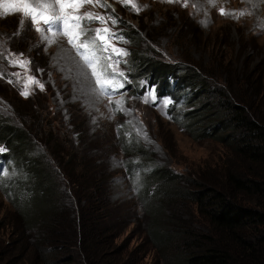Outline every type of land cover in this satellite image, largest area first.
I'll return each instance as SVG.
<instances>
[{
  "label": "rangeland",
  "instance_id": "374dc122",
  "mask_svg": "<svg viewBox=\"0 0 264 264\" xmlns=\"http://www.w3.org/2000/svg\"><path fill=\"white\" fill-rule=\"evenodd\" d=\"M97 1L98 4L82 3L61 11L55 0H42L50 5L47 15L105 17L107 24L93 22L89 25L84 21L82 27L107 26L118 32L124 41L123 29H138V42H111L126 50L127 56L128 50L133 49L166 63H180L183 55L189 57L192 60L187 62L189 68H196L204 77L200 102L205 103L209 114L214 107L211 101L218 100L216 92L221 96L222 91L217 88L225 89L226 77L242 82L246 77L242 84L245 90L241 91L244 97L251 95L254 111L263 113L264 0ZM102 1L108 5V11L116 14L109 15ZM181 1L183 5L175 4ZM221 10L225 14H221ZM114 16L125 24L119 20L113 26ZM21 21H24L22 26ZM13 25L16 29L11 32ZM37 27L45 28L42 23L32 25L23 12L0 7V54L3 56L0 90L6 93H0L1 114L14 126L25 127L30 133L34 148L29 152L32 156H37L36 151L41 155L47 166L39 167V173L46 172L52 182L55 181L62 224L69 223L73 243H79L76 231L79 233L87 200L92 199L100 210L101 204L108 207L102 212H113L109 222L120 229L117 243L128 248L137 264H166L161 263L154 248H146L148 216L153 209H160L158 213L167 215L162 219L168 227L180 222L189 233L207 231L199 201L183 192L219 189L216 181L212 183V176L221 174L217 166L222 156L220 141L207 133L197 136L172 120L167 112L168 104L163 103L173 101L172 98L157 94L159 85L151 83L149 78H133L127 56L119 65L115 64V59L112 62L118 71L126 73L127 84L120 90L123 94H101L91 70L84 64L82 53L69 44V37L39 32ZM10 60H15L16 66L9 63ZM21 61L29 63L20 67ZM131 70L138 69L131 66ZM142 82H149L155 99L149 96L150 91L142 90ZM183 88L191 94V88ZM190 104H182L177 109L187 111ZM206 127L205 123L200 126L203 130ZM0 147L5 148V145L0 142ZM130 161L142 163V173L135 174L138 184L143 177L150 194L159 188L154 199L142 197L139 187L137 194L133 192L134 183L126 177ZM163 170L162 181L159 177L151 184L153 174ZM6 171L7 177H23L26 183L27 173L21 164L16 163L12 172ZM169 174L178 178L168 179ZM89 180L99 181L96 190L92 186L84 188L92 185ZM169 181L175 192L166 196L164 186ZM15 192L25 194L18 187ZM16 201L18 197H12L0 187V264H28L25 260L28 249L24 245L31 244L40 234L39 224H26L25 217L24 222L21 220Z\"/></svg>",
  "mask_w": 264,
  "mask_h": 264
},
{
  "label": "trees",
  "instance_id": "16d2710c",
  "mask_svg": "<svg viewBox=\"0 0 264 264\" xmlns=\"http://www.w3.org/2000/svg\"><path fill=\"white\" fill-rule=\"evenodd\" d=\"M176 4L183 5L182 1ZM15 29V25L10 28L11 32ZM123 30L129 42L139 41L138 29L129 27V30ZM128 52L132 74L157 82L162 94L175 95L173 106L182 101L191 102L190 108L182 114V124L187 130L197 136L204 133L216 136L222 145V156L217 163L221 174L212 176V183L216 181L219 189L200 188L183 192V195L199 201L198 207L207 231L191 230L189 233L180 222L171 223L168 227L162 219L167 215L158 213L160 209H153L148 216L150 226L145 237L148 241L146 248H154L160 255L161 263L166 264H264V111L262 114L254 111L251 95L244 97L242 84L246 82V77L244 82L226 77L225 89L217 88L222 91L221 96L216 90L218 100L211 101L214 107L209 114L205 103L200 102L204 77L196 68H189L187 62L192 61L189 57L183 55V62L180 63H166L142 50L131 49ZM131 66L138 70L133 72ZM167 77H173L175 82ZM183 87L191 88V94L184 92ZM0 93L6 94L2 90ZM202 123L207 126L204 130L200 128ZM0 142L8 147L2 156L21 164L27 173L26 183L23 177L14 183L25 192L24 196L16 194L19 201L15 204L19 207L20 218L24 222L25 217L26 224L31 226L40 225L39 236L31 244L26 242L24 245L28 249L25 257L28 264H137L128 248L117 243L120 229L109 222L113 212H102L108 207L101 204L100 210L92 199H86V212L81 217V224L79 222V233L76 231L80 240L78 244L77 241L73 243L69 223L62 224L55 181L52 182L46 172L39 173V167L46 165L41 155L36 151L37 156H32L29 152L34 148L30 133L25 127L14 126L1 112ZM69 168L70 164L65 172ZM130 171L134 175L142 173V163L133 162ZM161 172L165 171L153 174L151 184L161 178ZM171 176L175 175L169 174L168 179ZM89 182L92 185H85L84 188L92 186L96 190L99 181ZM144 182L142 177L138 184L142 197L154 199L159 188L150 194L149 185ZM24 186L27 189L23 190ZM164 187L166 196L175 192L170 187V181Z\"/></svg>",
  "mask_w": 264,
  "mask_h": 264
},
{
  "label": "snow or ice",
  "instance_id": "6c2138e0",
  "mask_svg": "<svg viewBox=\"0 0 264 264\" xmlns=\"http://www.w3.org/2000/svg\"><path fill=\"white\" fill-rule=\"evenodd\" d=\"M84 2L91 3L92 0H55L57 5L61 6V11L65 7L74 8L81 5ZM172 2V0H169ZM19 5V6H18ZM22 6V7H20ZM105 8L108 6L103 5ZM127 6V5H125ZM0 7H7L8 10L13 12H23L27 16L32 25H38L42 23L45 28L37 27L39 32H55L63 34L69 37V44L76 49L77 52L82 53L85 66L91 70V76L95 80L97 89L101 94L110 95L114 93H120L121 89L125 88L127 84L126 73L118 71L117 67L113 66V59L115 64L119 65L124 62V58L127 56V52L124 49L115 47L111 42L113 40L117 42H126L118 32L111 31L108 27L103 28H85L82 27V21H87V24L98 22L101 24H107L108 21L105 17H94L92 14H88L83 17H72L65 15H47L46 12L50 8V5L43 3L42 0H33L29 3V0H0ZM221 14H225L221 10ZM24 21H21V26ZM119 23L118 18H113L111 24L115 26ZM79 41V42H78ZM2 47V45H0ZM22 55V54H20ZM3 56L0 54V59ZM13 66H16L15 60H10ZM28 61H21L20 67H26ZM39 83L38 81H35ZM143 83V82H142ZM43 85L40 88L43 89ZM25 96L27 92L23 93ZM149 96L155 99L154 90L149 92ZM148 99L147 97L145 98ZM165 105L171 103L170 100H164ZM119 110V108H117ZM6 151L5 148L0 147V154ZM4 175H8L7 171H4Z\"/></svg>",
  "mask_w": 264,
  "mask_h": 264
},
{
  "label": "clouds",
  "instance_id": "9594fccd",
  "mask_svg": "<svg viewBox=\"0 0 264 264\" xmlns=\"http://www.w3.org/2000/svg\"><path fill=\"white\" fill-rule=\"evenodd\" d=\"M127 60H129V55L127 56ZM130 74L135 79L139 78V77H136L132 73H130ZM167 79L169 81L174 80V82H175V79L173 77L171 79L169 77H167ZM150 81H151V83H155L156 86H158L157 85V82H154L152 79H150ZM148 84H149V82L148 83L147 82L146 83L143 82L142 83V86H141L142 90H148V91H150V88L148 87ZM167 84H168V82H167ZM156 90H157L156 91L157 94L165 95L167 97H171L172 98L173 101H171V103H169L167 105V112L170 114V117H171L172 120H174L176 123H179V124L183 125L182 122H183L184 116H182V114L185 113V110H183V109H177V108L179 106H181L182 104L186 105L187 102L182 101L179 104L173 106V103L175 102V99H176V96L175 95L162 94L158 87H156ZM187 92H189V91H187ZM187 96H189V95H187ZM174 110H176V112L174 114H172ZM183 127H185V126L183 125ZM3 145H5V144H3ZM5 149H6V151L4 153H6L8 151L7 145H5ZM132 163L133 162L130 161L129 164L127 165V168H126V177L130 180L131 183H134L133 184V186H134L133 192L135 194H137L138 179L130 171V168L132 166ZM14 168H16V164L14 162H12V161H9L7 158L3 157L2 154H0V187H1V189L3 191H6L12 197L13 196H16V194H15L16 192L15 191H16L17 185L15 186L14 183H15V180H18L19 179V177H17V178L7 177V175H4V171L8 169L9 171L12 172V169H14Z\"/></svg>",
  "mask_w": 264,
  "mask_h": 264
}]
</instances>
